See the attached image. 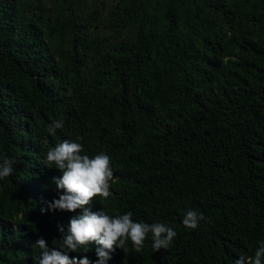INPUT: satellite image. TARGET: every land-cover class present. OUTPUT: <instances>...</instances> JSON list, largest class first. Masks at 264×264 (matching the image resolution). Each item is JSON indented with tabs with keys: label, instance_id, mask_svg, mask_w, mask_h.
<instances>
[{
	"label": "trees",
	"instance_id": "obj_1",
	"mask_svg": "<svg viewBox=\"0 0 264 264\" xmlns=\"http://www.w3.org/2000/svg\"><path fill=\"white\" fill-rule=\"evenodd\" d=\"M54 120L63 128L47 131ZM77 137L80 140L77 141ZM112 158L92 211L176 237L107 264H235L264 241V0H0V264H37L76 212L46 154L58 141ZM202 213L197 229L182 221ZM96 245L68 253L93 261Z\"/></svg>",
	"mask_w": 264,
	"mask_h": 264
},
{
	"label": "clouds",
	"instance_id": "obj_2",
	"mask_svg": "<svg viewBox=\"0 0 264 264\" xmlns=\"http://www.w3.org/2000/svg\"><path fill=\"white\" fill-rule=\"evenodd\" d=\"M64 122L54 120L47 126V131L55 136L58 129H62ZM80 140L77 137V141ZM47 165H55L62 175L53 177L58 189L63 194L58 199L47 202V209L53 212L67 211L80 214L70 219L67 232L59 228L64 234L60 246L49 247L44 238H39L33 248L40 250L37 264H93L86 255L83 258L70 257L68 253L84 249L88 252L90 245H96L98 257L95 264H107L117 249L128 252V244L139 253L143 250L145 241L151 235L152 248L155 252L167 250L177 233L162 222L147 223L135 221L133 213L111 215L104 209L92 211L91 203L96 197L107 199L114 179L112 158L105 152L93 156L84 153V145L80 142L63 140L49 148L46 154ZM15 160L4 156L0 157V180L11 176L15 172ZM205 220L202 213L189 210L184 218L183 225L189 229H197ZM235 264H264V241L260 242L254 256L241 255Z\"/></svg>",
	"mask_w": 264,
	"mask_h": 264
}]
</instances>
